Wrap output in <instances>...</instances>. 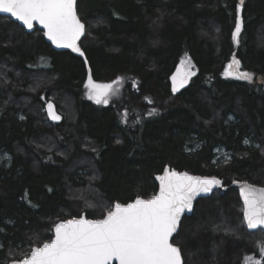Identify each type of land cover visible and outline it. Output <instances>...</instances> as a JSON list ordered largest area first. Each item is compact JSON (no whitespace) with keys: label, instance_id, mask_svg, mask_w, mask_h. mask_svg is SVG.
<instances>
[{"label":"trees","instance_id":"obj_1","mask_svg":"<svg viewBox=\"0 0 264 264\" xmlns=\"http://www.w3.org/2000/svg\"><path fill=\"white\" fill-rule=\"evenodd\" d=\"M238 4L78 0L83 56L55 51L36 26L27 33L0 16V153L9 159L0 166V264L50 241L58 222L101 219L115 203L151 198L166 167L264 187V84L222 77L236 59L264 79V0H244L236 43ZM184 57L196 73L174 93ZM89 76L124 79L119 98L87 100ZM42 97L61 114L54 125ZM217 148L228 161L214 162ZM256 235L264 230L247 231L237 192L214 191L182 218L171 243L183 264H242L258 254Z\"/></svg>","mask_w":264,"mask_h":264},{"label":"snow or ice","instance_id":"obj_2","mask_svg":"<svg viewBox=\"0 0 264 264\" xmlns=\"http://www.w3.org/2000/svg\"><path fill=\"white\" fill-rule=\"evenodd\" d=\"M236 7L232 40L239 43L242 31L241 5ZM0 12L8 13L29 29L33 22L43 26L44 35L57 47L71 48L84 53L77 41L84 34L85 25L77 12V0H0ZM240 61L233 59L224 75L251 80L241 72ZM178 70L172 77L173 92L184 87L190 76ZM88 98L97 104L108 103L112 84H97L91 76L85 85ZM49 117L59 120L54 104H47ZM23 119V117H21ZM159 192L149 199L137 197L127 204L115 203L101 219H70L54 226V238L31 248L30 254L13 264H182L181 249L170 243L178 230L181 214L192 209L194 197L208 193L221 184L215 177H193L165 169ZM243 215L249 229L264 226V187L244 184ZM259 264V262H257Z\"/></svg>","mask_w":264,"mask_h":264},{"label":"rangeland","instance_id":"obj_3","mask_svg":"<svg viewBox=\"0 0 264 264\" xmlns=\"http://www.w3.org/2000/svg\"><path fill=\"white\" fill-rule=\"evenodd\" d=\"M71 52L74 53V54L80 55L79 52H74L73 50H71ZM231 63H232V61L225 66L224 71L222 73V77L225 78V79L240 80V79L235 78V76H225L224 75L226 69L228 68V65L231 64ZM178 70L180 71L181 74H183L185 72H188V71H191L193 73H196V71H195V69H194V67L192 65V62L187 57H184V58H182L180 60V63L178 65V68H177L176 72L174 73V75H177ZM239 70L241 72H245V71H243L241 69V67H240ZM194 75H192V76L189 77L188 82H189V80ZM250 75H251V80H240V81H247V82H250V83H252V82H258V83L264 84V79H262L260 77H256V76H254L252 74H250ZM172 77H171V87L173 88V80H172ZM87 81H88V79L86 80V82L84 83V86H83V95H84V97L87 100L93 102L96 105H104V106L105 105H109L114 100H116V99L119 98L120 91H121V89L123 87V84L125 83V80L124 79H116L113 82L106 83V84H112L113 85V90H112V92L108 96V103L107 104H104V103L97 104L94 100H91V99L88 98V89L85 87ZM187 83L185 84V86L187 85ZM97 84H100V83H97ZM41 101H42V105H43L42 106V109H41L42 114L43 115L45 114L46 119H49V121L51 122L50 124L54 125L57 120H52L49 117V113H48V110H47V104L49 102H52L54 104V111H55L56 115L61 116V114L57 111L56 104L50 98L49 99H44L42 97ZM62 101L63 102H66L67 105L69 106L68 109H66V110L68 111V114L71 115V108H72V106H71L70 100L64 97L62 99ZM215 156H216L215 157V160H214L215 163H217V162L219 163L221 161L224 162V161H228L229 160V154L227 152H225L221 148H217L215 150ZM8 161H9L8 156L6 154L0 153V166H7ZM87 193H89V191H87ZM255 243H256L257 248H258V254L243 258L242 264H257V262H259L260 258L261 257H264V256H262L263 255L262 252H264V235H256L255 236ZM26 255L23 254V256H21V257H25Z\"/></svg>","mask_w":264,"mask_h":264},{"label":"water","instance_id":"obj_4","mask_svg":"<svg viewBox=\"0 0 264 264\" xmlns=\"http://www.w3.org/2000/svg\"><path fill=\"white\" fill-rule=\"evenodd\" d=\"M77 1H78V0H77ZM0 16H1V17L9 18V19L12 20L14 23H16V24H18L19 26H21L22 28H24L25 32H27V33H31V32L33 31V29H34V26H36L39 30H41V31L43 32V37H44L45 41H46L48 44H50L51 47L53 48V50H55V51H65V50H69V51H71V50H72L71 48L57 47L55 44H53V43L47 38V36L44 35L45 30L43 29V26L40 25V24H38V23H36V22H33V28H32V29H29V28H27L26 26H24L23 23H22L21 21L16 20L14 17H11V15L8 14V13H2V12H0ZM84 34H85V31H84ZM84 34H83V35L80 37V39L77 41V46H78V43L80 42L81 38L84 36ZM47 110H48V108H47ZM165 169H169V170H171V169L168 168V167H166ZM165 169H164V171H163L161 174H159V175H157V176L155 177V182H156V185H157V191H156L155 194H157V193L159 192V188H160V181L157 179V177L164 175ZM171 171H176V170H171ZM176 172H177V171H176ZM179 173H184V172H179ZM188 175L193 176V177H203V176H197V175H191V174H188ZM215 178H216V177H215ZM216 179H218V178H216ZM218 180H220V179H218ZM220 181H221V184L218 185V186H214L210 192H208V193H199V194H197V195L194 197V199H193V202H192V209H191V210H187V209H186V210L181 214V220H182V218H183L184 216H189V215H191L192 210H193V207H194L195 203H196L199 199H204V198H208V197H210V196L213 194L214 191H218L219 193L223 194V193H226V192L232 190V191L237 192L238 197H239V200H240V202H241V205H242V217H243V222H244V225H245V228L247 229V231H248V232H254V231L258 230V229H262V230H264V226H258V227L255 228V229H249L248 226H247V222H246L245 219H244V215H243L244 201H243V197L241 196V188L243 187L244 184H249V183L244 182V181H233V182H231L228 186H224V182H223L222 180H220ZM249 185H251V184H249ZM253 186H254V185H253ZM255 187H256V188H261V187H257V186H255ZM133 201H134V200H133ZM133 201H132V202H133ZM130 203H131V202H130ZM82 216H84V215H82ZM84 217H85V216H84ZM78 219H79V218H78ZM181 220H180V222H181ZM61 222H63V221H61ZM58 223H60V222H58ZM56 224H57V223H56ZM56 224H55V225H56ZM179 226H180V223H179V225H178V230H179ZM178 230H177L176 233H173L172 238H170V243H171L172 239H173V238L176 236V234L178 233ZM54 235H55V233H54V227H53V229H52V238H54ZM52 238H51V239H52ZM29 254H30V253H29ZM262 254H263L262 256H264V252H262ZM9 264H13V262H10ZM113 264H118V262L113 261ZM182 264H183V261H182Z\"/></svg>","mask_w":264,"mask_h":264},{"label":"bare ground","instance_id":"obj_5","mask_svg":"<svg viewBox=\"0 0 264 264\" xmlns=\"http://www.w3.org/2000/svg\"><path fill=\"white\" fill-rule=\"evenodd\" d=\"M254 258V257H253Z\"/></svg>","mask_w":264,"mask_h":264}]
</instances>
